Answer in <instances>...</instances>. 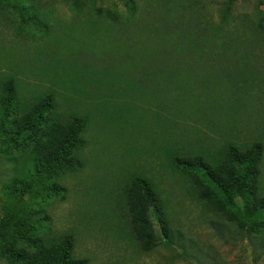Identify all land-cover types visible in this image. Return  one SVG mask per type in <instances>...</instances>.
Here are the masks:
<instances>
[{"label":"rangeland","instance_id":"1","mask_svg":"<svg viewBox=\"0 0 264 264\" xmlns=\"http://www.w3.org/2000/svg\"><path fill=\"white\" fill-rule=\"evenodd\" d=\"M130 4L0 0V88L12 79L11 120L48 94L50 114L85 120L81 167H59L48 184L63 190L25 201L37 220L28 251L71 233L70 255L86 264H264L262 218L228 221L174 161L261 143L264 191V0ZM12 166L0 158V218ZM136 175L162 203L149 209L156 245L147 252L125 215L123 188Z\"/></svg>","mask_w":264,"mask_h":264},{"label":"trees","instance_id":"2","mask_svg":"<svg viewBox=\"0 0 264 264\" xmlns=\"http://www.w3.org/2000/svg\"><path fill=\"white\" fill-rule=\"evenodd\" d=\"M71 1L80 7V0ZM130 1L125 0L129 8ZM107 15H110L108 11ZM257 28L264 33V18ZM51 99L48 94L29 111L11 120L12 79L0 88V158L13 165L10 176L1 186L0 257L11 263L22 259L30 264H86L85 259L70 255L74 241L71 233L55 237L51 246L38 249L37 253L28 251L26 246L37 227V220L27 209V198L38 192L47 198L58 194L63 188L54 182L48 184L55 177L56 169L65 166L70 172L82 165L77 149L84 145L80 134L85 120L80 117L62 120L50 114ZM260 151L261 143L243 150L224 144L211 159L198 155L183 160L176 155L174 161L183 174L199 177H194L199 184V197L222 211L228 221L244 222L249 216L261 217L264 221V191L259 185ZM123 200L130 233L143 252L150 251L156 245V237L149 209L162 206L159 193L148 179L136 175L123 188ZM258 247L264 252V235Z\"/></svg>","mask_w":264,"mask_h":264}]
</instances>
